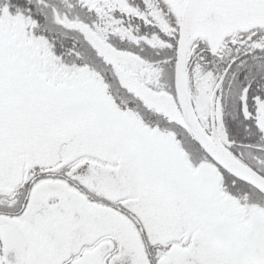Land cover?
<instances>
[{
    "label": "snow or ice",
    "instance_id": "obj_1",
    "mask_svg": "<svg viewBox=\"0 0 264 264\" xmlns=\"http://www.w3.org/2000/svg\"><path fill=\"white\" fill-rule=\"evenodd\" d=\"M0 264H264V0H0Z\"/></svg>",
    "mask_w": 264,
    "mask_h": 264
}]
</instances>
